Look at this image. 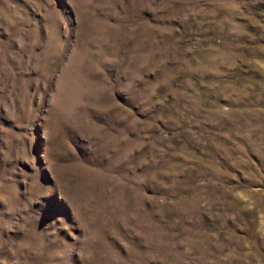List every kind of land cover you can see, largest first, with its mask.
<instances>
[{"label":"rangeland","instance_id":"374dc122","mask_svg":"<svg viewBox=\"0 0 264 264\" xmlns=\"http://www.w3.org/2000/svg\"><path fill=\"white\" fill-rule=\"evenodd\" d=\"M0 264H264V0H0Z\"/></svg>","mask_w":264,"mask_h":264}]
</instances>
